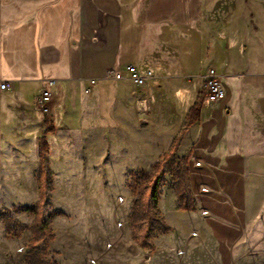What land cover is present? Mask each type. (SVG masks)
<instances>
[{
    "label": "crops",
    "instance_id": "crops-1",
    "mask_svg": "<svg viewBox=\"0 0 264 264\" xmlns=\"http://www.w3.org/2000/svg\"><path fill=\"white\" fill-rule=\"evenodd\" d=\"M128 66L153 76L143 87L116 81ZM209 69L226 98L199 104ZM1 83L13 89H0V168L9 137L21 153L33 137L39 151L48 122L82 129L112 90L128 130L149 138L129 168L150 169L177 141L175 157L187 161L193 211H177L174 192L162 209L197 228L203 249L223 256L239 243L256 198L249 172L264 161V3L0 0Z\"/></svg>",
    "mask_w": 264,
    "mask_h": 264
},
{
    "label": "rangeland",
    "instance_id": "rangeland-1",
    "mask_svg": "<svg viewBox=\"0 0 264 264\" xmlns=\"http://www.w3.org/2000/svg\"><path fill=\"white\" fill-rule=\"evenodd\" d=\"M112 93L82 129L80 123L72 130L47 123L46 131L53 130L46 137L47 172H40L33 137L24 139L23 153L20 139L9 137L6 167L0 168V215H9L14 234L6 235L0 220V264H30L31 257L38 264H264V161L249 172L256 198L239 243L223 256L203 249L191 231L197 228L162 209L168 193L177 199L175 173L182 160L172 148L150 169L129 168L137 153L144 156L149 138L128 130L126 116L109 102ZM201 94L202 89L199 104ZM26 208L36 209L46 224L38 241L32 230L36 216ZM165 226L171 231L164 233ZM187 237L189 245L182 240Z\"/></svg>",
    "mask_w": 264,
    "mask_h": 264
},
{
    "label": "trees",
    "instance_id": "trees-1",
    "mask_svg": "<svg viewBox=\"0 0 264 264\" xmlns=\"http://www.w3.org/2000/svg\"><path fill=\"white\" fill-rule=\"evenodd\" d=\"M49 133H52V131H46L44 136L40 139V172H47L48 171V164L46 156L48 154V143L46 141V135ZM178 141L173 147V149L177 147ZM165 163L168 164L170 168H173L175 166V162H170L169 158L165 157ZM183 167L179 164L177 166V172L175 173L178 176L179 184L177 186V199H178V207L177 209L179 211H192L195 207L194 202L190 200V198L187 195L188 192V183H189V170L187 168V161L186 159L182 160ZM24 212L35 214L36 220L33 227V234L35 236V241H38L41 239L46 231V224L39 218V215L36 212V209L32 208H26L23 209ZM136 218H140V214H136ZM0 220L4 224V231L6 235H13V224L12 221L7 213L0 215ZM171 231V228L168 226H165L164 233H168ZM30 264H38L36 259L34 257H31L29 260Z\"/></svg>",
    "mask_w": 264,
    "mask_h": 264
},
{
    "label": "built area",
    "instance_id": "built-area-1",
    "mask_svg": "<svg viewBox=\"0 0 264 264\" xmlns=\"http://www.w3.org/2000/svg\"><path fill=\"white\" fill-rule=\"evenodd\" d=\"M153 74L151 72L141 73L135 66H128L125 69V75L121 72H116L114 79L116 81L130 80L139 87H143L146 82L151 79ZM91 85H95V81L91 82ZM1 90L10 91L13 86L9 83H1ZM90 89H88L89 91ZM203 97L202 102H216L226 98V90L223 83L220 81L214 69H209L204 76V82L202 87V94L200 99ZM51 101V93L49 90H45L42 93L40 105L45 114L49 112L48 105Z\"/></svg>",
    "mask_w": 264,
    "mask_h": 264
}]
</instances>
